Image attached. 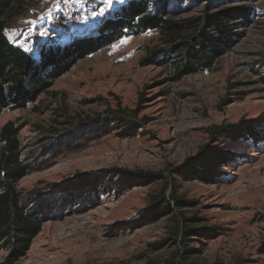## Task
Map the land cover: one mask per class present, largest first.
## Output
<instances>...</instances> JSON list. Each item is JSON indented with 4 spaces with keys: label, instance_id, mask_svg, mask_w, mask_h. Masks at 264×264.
<instances>
[{
    "label": "rangeland",
    "instance_id": "rangeland-1",
    "mask_svg": "<svg viewBox=\"0 0 264 264\" xmlns=\"http://www.w3.org/2000/svg\"><path fill=\"white\" fill-rule=\"evenodd\" d=\"M128 1L15 0L7 35L38 57L95 34ZM248 4L256 16L244 38L210 71L172 82L173 66H141L147 48L163 45L148 31L79 60L37 101L0 115V130L16 123L24 155L36 153L39 170L18 188L38 196L51 218L21 264H264V137H216L218 128L264 116L255 71L264 67V0ZM138 105L129 126L99 125V115ZM211 149L232 159L213 171L197 164L211 179L176 173ZM123 170L161 179L125 180ZM161 195L168 211L151 213ZM6 256L0 250V264Z\"/></svg>",
    "mask_w": 264,
    "mask_h": 264
},
{
    "label": "trees",
    "instance_id": "trees-1",
    "mask_svg": "<svg viewBox=\"0 0 264 264\" xmlns=\"http://www.w3.org/2000/svg\"><path fill=\"white\" fill-rule=\"evenodd\" d=\"M186 2L189 6L183 9ZM248 2L250 0H129L103 19L95 34L74 39L68 44L43 48L39 56L34 57L11 42L7 35L8 22L16 15L15 0H0V115L7 109L23 108L37 101L79 60L125 37L140 36L148 31H157L163 45L147 48L141 66H173L169 79L172 82L210 71L244 38V28L256 16L254 7ZM197 5L203 6L198 15H184ZM240 29L244 30L238 31ZM258 68L255 71L258 70L264 86V67ZM141 109L138 105L134 111L119 108L110 111L108 117L99 115L102 118L99 125L108 122L109 129L127 127ZM20 131L21 128L12 121L0 130V250L7 252L1 264H21L45 223L51 219L43 211L38 196H26L18 188L21 180L39 170L33 159L36 153L24 155ZM225 134L238 136L246 142L253 139L259 142V138L264 137V116L243 118L235 124L218 128L216 137L219 139ZM230 160V153L211 149L188 159L184 169L179 168L176 173L189 168V172L211 179L209 173H199L195 169L197 164L201 165L199 171L207 170L208 165L213 171V168L226 167ZM121 172L125 174V180L161 179L160 175L151 173L134 178L128 170ZM168 209L162 195L154 198L149 208L151 213L159 210L161 214Z\"/></svg>",
    "mask_w": 264,
    "mask_h": 264
},
{
    "label": "snow or ice",
    "instance_id": "snow-or-ice-1",
    "mask_svg": "<svg viewBox=\"0 0 264 264\" xmlns=\"http://www.w3.org/2000/svg\"><path fill=\"white\" fill-rule=\"evenodd\" d=\"M124 0H121V3H123ZM29 24H35V21H28Z\"/></svg>",
    "mask_w": 264,
    "mask_h": 264
},
{
    "label": "built area",
    "instance_id": "built-area-1",
    "mask_svg": "<svg viewBox=\"0 0 264 264\" xmlns=\"http://www.w3.org/2000/svg\"><path fill=\"white\" fill-rule=\"evenodd\" d=\"M83 4L87 3V0H81Z\"/></svg>",
    "mask_w": 264,
    "mask_h": 264
}]
</instances>
